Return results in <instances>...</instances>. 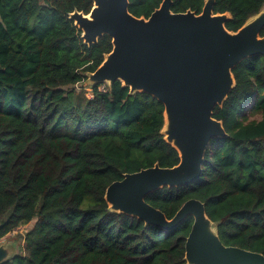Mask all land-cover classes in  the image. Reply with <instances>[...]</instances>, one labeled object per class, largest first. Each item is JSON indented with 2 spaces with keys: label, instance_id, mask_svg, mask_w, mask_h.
Segmentation results:
<instances>
[{
  "label": "trees",
  "instance_id": "obj_1",
  "mask_svg": "<svg viewBox=\"0 0 264 264\" xmlns=\"http://www.w3.org/2000/svg\"><path fill=\"white\" fill-rule=\"evenodd\" d=\"M163 0H130L149 17ZM205 0H172L174 12L201 13ZM92 0H0V239L26 230L23 251L3 264H186L193 224L173 229L109 210L107 187L127 173L179 163L161 133L164 105L129 93L121 81L93 96L76 87L113 48L108 35L91 46L70 19ZM264 0H216L238 30ZM264 35V28L261 32ZM236 86L213 116L227 136L208 147L200 178L164 187L146 201L174 217L191 198L205 202L226 245L264 254V56L233 69Z\"/></svg>",
  "mask_w": 264,
  "mask_h": 264
},
{
  "label": "water",
  "instance_id": "obj_2",
  "mask_svg": "<svg viewBox=\"0 0 264 264\" xmlns=\"http://www.w3.org/2000/svg\"><path fill=\"white\" fill-rule=\"evenodd\" d=\"M92 1L89 13L74 10L69 17L85 44L108 35L113 48L95 71L86 74V82L112 87L121 81L130 94L157 98L164 105L161 133L180 157L172 167L156 163L111 183L105 192L109 210L167 230L192 216L186 264H264L263 253L222 242L218 223L208 216L202 200H187L171 219L146 201L166 186L197 181L212 139L228 135L223 121L213 116L214 109L223 106L236 86L233 69L246 58L264 56V8L233 31L226 26L232 14L214 12L216 0H205L201 13L174 12L172 0H163L149 17L132 14L130 0ZM14 255L0 245V264Z\"/></svg>",
  "mask_w": 264,
  "mask_h": 264
},
{
  "label": "rangeland",
  "instance_id": "obj_3",
  "mask_svg": "<svg viewBox=\"0 0 264 264\" xmlns=\"http://www.w3.org/2000/svg\"><path fill=\"white\" fill-rule=\"evenodd\" d=\"M82 87L86 89V96L88 98H91L93 96L92 86L89 85L85 80L82 84H79L76 87L77 91H80ZM32 227H33V223L29 225H25L21 227L19 230H16L8 234L4 238L0 239V245L8 246L9 248L12 249V253L15 254L22 252L26 230Z\"/></svg>",
  "mask_w": 264,
  "mask_h": 264
},
{
  "label": "built area",
  "instance_id": "obj_4",
  "mask_svg": "<svg viewBox=\"0 0 264 264\" xmlns=\"http://www.w3.org/2000/svg\"><path fill=\"white\" fill-rule=\"evenodd\" d=\"M108 88V85L106 83L99 84V89L102 91H106Z\"/></svg>",
  "mask_w": 264,
  "mask_h": 264
}]
</instances>
